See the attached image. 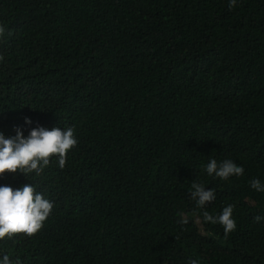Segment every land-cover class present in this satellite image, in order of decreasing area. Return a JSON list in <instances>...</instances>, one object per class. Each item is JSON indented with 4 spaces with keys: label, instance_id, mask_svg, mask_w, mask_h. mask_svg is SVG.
Wrapping results in <instances>:
<instances>
[{
    "label": "trees",
    "instance_id": "obj_1",
    "mask_svg": "<svg viewBox=\"0 0 264 264\" xmlns=\"http://www.w3.org/2000/svg\"><path fill=\"white\" fill-rule=\"evenodd\" d=\"M228 5L0 0V133L78 141L63 168L0 176L53 204L35 236L0 240V264H264V0ZM210 159L244 174L209 176ZM228 205L226 238L203 213Z\"/></svg>",
    "mask_w": 264,
    "mask_h": 264
},
{
    "label": "clouds",
    "instance_id": "obj_2",
    "mask_svg": "<svg viewBox=\"0 0 264 264\" xmlns=\"http://www.w3.org/2000/svg\"><path fill=\"white\" fill-rule=\"evenodd\" d=\"M236 6L237 0H229V10ZM6 31L4 26H0V36H3ZM25 123L30 124L31 121L26 119ZM77 143L74 129L71 127L63 131L60 128L47 130L39 127L32 129L27 138L19 128L16 129L14 137L6 138L3 133H0V176L18 171L26 176L30 173L39 175L50 164L52 158H56L59 167L63 168L67 153ZM205 170L209 176L214 174L222 180L244 174V168L231 159L221 162L210 159ZM250 183L257 192H264V185H261L260 180L253 179ZM191 188V196L199 208H204L216 199L214 190H205L201 183L194 181ZM52 209L53 204L41 194L36 193L33 186L25 185L16 190L9 186H0V240H4L5 237L11 239L16 234L35 236L42 230ZM233 210L234 205H228L223 208L218 217L204 211L203 218L205 222L222 225L227 238L237 227L233 219ZM261 219L264 218H255L257 222ZM3 264H12L7 255L3 257ZM15 264H20L19 259ZM189 264H198V261L192 259Z\"/></svg>",
    "mask_w": 264,
    "mask_h": 264
}]
</instances>
